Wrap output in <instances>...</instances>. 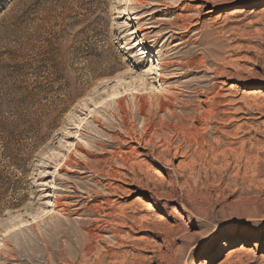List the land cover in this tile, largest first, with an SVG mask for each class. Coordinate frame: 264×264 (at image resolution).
I'll list each match as a JSON object with an SVG mask.
<instances>
[{
    "label": "rangeland",
    "instance_id": "rangeland-1",
    "mask_svg": "<svg viewBox=\"0 0 264 264\" xmlns=\"http://www.w3.org/2000/svg\"><path fill=\"white\" fill-rule=\"evenodd\" d=\"M0 202V264H264V0H0Z\"/></svg>",
    "mask_w": 264,
    "mask_h": 264
},
{
    "label": "bare ground",
    "instance_id": "bare-ground-1",
    "mask_svg": "<svg viewBox=\"0 0 264 264\" xmlns=\"http://www.w3.org/2000/svg\"><path fill=\"white\" fill-rule=\"evenodd\" d=\"M178 44H180V43H177V44H174V46H176V45H178ZM188 56V55H187ZM186 56V57H187ZM194 59H195V57H194ZM188 60V59H187ZM161 62H159V64H160ZM182 63V62H181ZM189 63V62H188ZM162 64V63H161ZM187 64V63H186ZM181 66V65H180ZM183 66V65H182ZM167 68V67H166ZM171 77V76H170ZM206 86V85H205ZM199 90V89H198ZM161 98V97H160ZM144 99V98H143ZM145 100V99H144ZM170 101V100H169ZM152 102V101H151ZM116 103L119 105V107H122L121 106V100L120 99H117L116 100ZM144 102H142V106H141V108H142V110H144L145 109V107H146V105L148 104H143ZM172 104V103H171ZM171 104H169V102H164V101H162V99H159V101H158V107L160 108V109H165V110H167L168 112H171V113H174L173 112V109H172V107H171ZM140 106H139V109H140ZM147 108H148V106H147ZM82 162V161H81ZM81 165V164H80ZM87 165V164H86ZM60 206V205H59ZM65 223V222H64ZM84 223H86V222H84ZM64 225V224H63ZM70 226V225H69ZM74 227V226H73ZM75 229V228H74ZM79 229V228H78ZM8 231H10V230H8ZM88 232V231H87ZM86 232V233H87ZM88 236H89V234H87ZM87 236V237H88ZM91 237V236H90ZM62 239V238H61ZM85 239V238H84ZM89 240V239H88ZM85 244V243H84ZM90 244V243H89ZM60 247V246H59Z\"/></svg>",
    "mask_w": 264,
    "mask_h": 264
},
{
    "label": "snow or ice",
    "instance_id": "snow-or-ice-1",
    "mask_svg": "<svg viewBox=\"0 0 264 264\" xmlns=\"http://www.w3.org/2000/svg\"><path fill=\"white\" fill-rule=\"evenodd\" d=\"M221 227H223L224 229L227 230V229H230L232 227V225L231 224H228V223H225V224H222ZM244 227L249 228L252 231H255L256 230V229L252 228L251 224L245 225ZM261 227H264V224H262Z\"/></svg>",
    "mask_w": 264,
    "mask_h": 264
},
{
    "label": "trees",
    "instance_id": "trees-1",
    "mask_svg": "<svg viewBox=\"0 0 264 264\" xmlns=\"http://www.w3.org/2000/svg\"><path fill=\"white\" fill-rule=\"evenodd\" d=\"M3 208V205H2V203L0 202V210Z\"/></svg>",
    "mask_w": 264,
    "mask_h": 264
}]
</instances>
